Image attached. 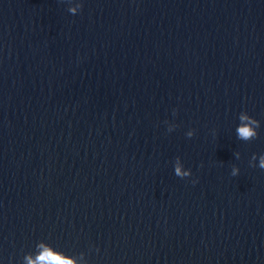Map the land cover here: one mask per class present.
Here are the masks:
<instances>
[{
    "label": "water",
    "instance_id": "95a60500",
    "mask_svg": "<svg viewBox=\"0 0 264 264\" xmlns=\"http://www.w3.org/2000/svg\"><path fill=\"white\" fill-rule=\"evenodd\" d=\"M261 159L264 0H0V264H264Z\"/></svg>",
    "mask_w": 264,
    "mask_h": 264
},
{
    "label": "clouds",
    "instance_id": "9594fccd",
    "mask_svg": "<svg viewBox=\"0 0 264 264\" xmlns=\"http://www.w3.org/2000/svg\"><path fill=\"white\" fill-rule=\"evenodd\" d=\"M79 7H82V5ZM259 127V120L249 115L247 111H241L238 115V123L235 127L237 139L250 141L256 138L259 134ZM174 128V124H169L168 131L171 132ZM186 135L188 137H192L194 135V130H188ZM259 167L264 168V159H261ZM173 168L174 174L181 178L192 175L191 169L185 168L184 163L179 156L175 158ZM239 171L238 167H233L231 174L235 176L239 173ZM30 261L31 264H77L75 257L65 254L45 241L38 242L35 246V251L24 255L23 264H29Z\"/></svg>",
    "mask_w": 264,
    "mask_h": 264
}]
</instances>
